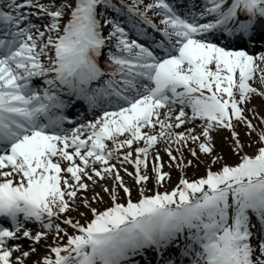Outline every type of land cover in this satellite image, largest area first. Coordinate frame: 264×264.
<instances>
[{"label":"snow or ice","instance_id":"6c2138e0","mask_svg":"<svg viewBox=\"0 0 264 264\" xmlns=\"http://www.w3.org/2000/svg\"><path fill=\"white\" fill-rule=\"evenodd\" d=\"M254 96L264 0H0V264H264Z\"/></svg>","mask_w":264,"mask_h":264},{"label":"rangeland","instance_id":"374dc122","mask_svg":"<svg viewBox=\"0 0 264 264\" xmlns=\"http://www.w3.org/2000/svg\"><path fill=\"white\" fill-rule=\"evenodd\" d=\"M250 106H256L258 111H260V114L264 115V107H261V106H264V99H262V98H260L258 96H254L252 98V103H251ZM246 115L249 116V119L252 118L250 113H246ZM197 123H199V122H197ZM253 123L255 125H257L258 127H264V126L260 125L259 120H253ZM237 131L240 133L241 139L245 142L246 145L248 143H252V147H246L245 151L248 152V154H250V155L255 154L256 149L259 146L255 134L252 135L251 140H250L249 137L245 135L246 129L243 127V125L238 126L237 127ZM224 135H228V133L224 132V133H222L221 135H219L217 137V151L220 152L221 155H224L226 157L227 162L229 164H232V165L237 164L239 162V159H238V157H236L234 154H232L230 152V146L228 145V143L223 141V136ZM162 155H163V153H162ZM185 155L187 156V152L185 153ZM188 158L191 159V157H188ZM113 163H115V162H113ZM169 163H170V161L168 160L167 156L164 155L165 171L169 170L168 167H167V165ZM117 168L120 169V175L123 178L125 184L132 188L133 197L135 198L137 196V188H138V186L135 185V181H134L133 177L128 176L127 173L124 171V168H127L128 172H133L134 173V167L132 165L121 166V165L117 164ZM149 168H151V163L149 165ZM213 170H215V167H214ZM204 174H205V169H204L203 165H201L197 169H189L188 172H187V176L190 179H197L200 176H203ZM191 175L193 177H191ZM179 176H180L179 171L178 170H173V184L170 185L169 187H173L175 185V183L178 182ZM101 183H105V184H108V185H112L113 184V182L111 180L106 181V182H101ZM95 191L96 192H101L100 187L97 186L95 188ZM92 194H93L92 191L89 192V197H91ZM101 194L104 196L105 200L107 201L108 200L107 193H101ZM120 195L122 197L121 202H125L127 197L124 195L122 190H120ZM72 215L75 216L77 219H79V217L77 216L76 213H72ZM81 222H83V220ZM69 234H71V230L70 229H69ZM22 243L27 245V247L25 248V250H27L28 249V242L25 241V242H22ZM48 243L49 244L52 243L51 238H49ZM64 243H66V238L64 240Z\"/></svg>","mask_w":264,"mask_h":264},{"label":"bare ground","instance_id":"6f19581e","mask_svg":"<svg viewBox=\"0 0 264 264\" xmlns=\"http://www.w3.org/2000/svg\"><path fill=\"white\" fill-rule=\"evenodd\" d=\"M89 192H91V191H89ZM88 195H89V193H88ZM26 247H27V245L25 244V245H24V248H26Z\"/></svg>","mask_w":264,"mask_h":264}]
</instances>
